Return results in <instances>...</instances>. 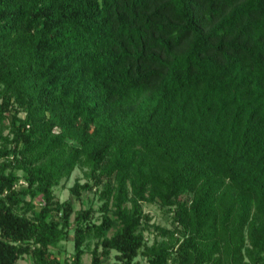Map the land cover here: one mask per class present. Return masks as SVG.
I'll use <instances>...</instances> for the list:
<instances>
[{"label": "trees", "instance_id": "trees-1", "mask_svg": "<svg viewBox=\"0 0 264 264\" xmlns=\"http://www.w3.org/2000/svg\"><path fill=\"white\" fill-rule=\"evenodd\" d=\"M112 251L264 264V0H0V264Z\"/></svg>", "mask_w": 264, "mask_h": 264}, {"label": "rangeland", "instance_id": "rangeland-1", "mask_svg": "<svg viewBox=\"0 0 264 264\" xmlns=\"http://www.w3.org/2000/svg\"><path fill=\"white\" fill-rule=\"evenodd\" d=\"M77 178H81V182H84L85 179H82V173L79 170H75L72 177L68 180H65L64 185H60L56 188V195L61 200L64 201L66 199H72L75 210H80L82 208H87L89 205L93 204L94 208L98 209L99 206L102 204V201H99L98 194L92 192L83 193L84 198H87L88 200L83 203L80 200H77L74 195H72L70 188L74 185ZM143 210L146 215L149 216L150 220L148 223H145L143 225V232L146 238V241L149 245L153 244L155 241H161L164 239V237L161 235L160 230H158L155 226H167L171 227V222L169 215L165 212V208L158 202L156 203H146L143 205ZM96 217L101 216V212L98 210L96 212ZM75 215H73L72 220L74 219ZM113 233V230L110 231V234ZM74 236L73 233L70 235L69 240H65L60 243L58 247H56L54 250V254L58 256L63 262L65 260L70 259L71 255L74 252ZM116 251H112L111 255L103 259L102 264H121L118 259H116ZM92 260V254L90 252H87L84 257L83 261L84 264H91ZM137 260L140 262V264H149L148 257L146 253L143 251L139 254L137 257ZM18 264H34L33 259L31 255H23L19 261Z\"/></svg>", "mask_w": 264, "mask_h": 264}]
</instances>
